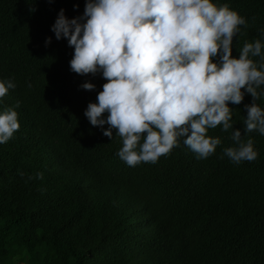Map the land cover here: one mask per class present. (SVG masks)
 Listing matches in <instances>:
<instances>
[{"label":"trees","instance_id":"trees-1","mask_svg":"<svg viewBox=\"0 0 264 264\" xmlns=\"http://www.w3.org/2000/svg\"><path fill=\"white\" fill-rule=\"evenodd\" d=\"M215 2L248 21L233 37V56L264 40V0ZM85 3L0 0V78L17 85L0 110L16 108L20 122L0 143V264H264V134L246 133L251 94L227 103L256 159L233 162L224 152L236 143L233 130L218 125L208 134L222 143L206 158L181 138L155 163L130 166L118 156L116 129L109 137L107 123L85 115L106 78L73 71L74 46L51 27L61 8L71 18ZM255 102L264 107V94Z\"/></svg>","mask_w":264,"mask_h":264},{"label":"clouds","instance_id":"clouds-1","mask_svg":"<svg viewBox=\"0 0 264 264\" xmlns=\"http://www.w3.org/2000/svg\"><path fill=\"white\" fill-rule=\"evenodd\" d=\"M247 23L238 10L215 0H86L79 16L69 18L61 8L51 27L57 39L74 46L73 71L106 78L85 115L93 125L107 123L109 137L116 129L122 138L118 156L135 166L170 154L181 138L206 158L222 143L208 134L218 125L233 130L236 143L224 148L233 162L258 157L254 139L233 129L227 103L238 104L250 93L246 133L264 134V107L255 102L264 94V40L246 41L239 56L232 55L233 37ZM16 86L14 79L0 78V100ZM82 87L96 85L86 81ZM18 116L14 107L0 110V143L20 128Z\"/></svg>","mask_w":264,"mask_h":264}]
</instances>
